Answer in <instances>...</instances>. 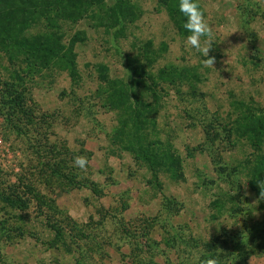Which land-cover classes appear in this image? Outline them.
Instances as JSON below:
<instances>
[{
    "label": "rangeland",
    "instance_id": "obj_1",
    "mask_svg": "<svg viewBox=\"0 0 264 264\" xmlns=\"http://www.w3.org/2000/svg\"><path fill=\"white\" fill-rule=\"evenodd\" d=\"M128 1L121 33L103 10L60 22L78 38L72 77L36 69L22 82L0 51V264H264V0H196L214 68L187 44L179 0ZM143 53L152 66L133 80ZM5 82L23 87L32 126L8 115ZM120 84L140 114L114 105ZM137 137L177 159V175L150 170L129 150Z\"/></svg>",
    "mask_w": 264,
    "mask_h": 264
},
{
    "label": "trees",
    "instance_id": "obj_2",
    "mask_svg": "<svg viewBox=\"0 0 264 264\" xmlns=\"http://www.w3.org/2000/svg\"><path fill=\"white\" fill-rule=\"evenodd\" d=\"M160 1L168 6V0ZM102 10L107 18L106 22H102V26L113 28V34L121 33L126 21H132L136 18L128 0H112L108 5H106L105 0H0V51L6 55L11 64L14 63L13 58H16L19 63H25L26 71L21 70L23 73L20 74L18 71L19 63H17L13 76L23 82L25 76H28L29 72H36V69L61 68L72 77L74 75L73 44L78 41V38L77 35L73 34L65 41L60 31V22L74 23L87 16H94V12L96 14ZM174 10L178 11L176 14L181 13L178 9ZM174 10L169 7L173 16H175ZM98 18L102 19L101 16ZM33 29L34 31H32ZM144 46L142 45V47ZM141 52L139 51L138 55ZM136 56L137 54L132 57L134 64L128 65L129 73L133 80L146 79L148 76L146 68L152 66V57L143 53L146 63L141 64L137 62ZM135 64L139 65L136 66ZM163 71L160 69L157 73L162 75ZM176 78L180 77L177 75ZM129 87L128 84H120L119 89L115 90L119 94L113 102L114 105L131 109L133 114L138 115L140 113L134 108L135 104L128 101V98L132 97ZM22 90L23 87L17 88L13 82H5L1 103L13 110L9 111L8 115L14 118H19L21 115L24 118V123L32 126L36 123L34 122V111L31 106H25L26 100ZM109 106L112 107L113 104ZM140 106L143 107L144 105L141 104ZM137 120L136 117L132 123H137ZM38 124L41 126L40 122ZM137 130L138 127H134V131ZM133 142L135 144L130 146H135V148L129 147V150L131 149L138 158L143 159L150 170L155 171L165 166L170 172L177 175L176 171L179 169L177 159L163 153L166 154L163 155L166 159L169 158L166 163L165 160L160 159V155H156L155 150H149L152 142H143L138 137L133 139ZM7 202L10 206L14 205L12 201ZM49 227L52 228L56 236H60L58 226L49 224Z\"/></svg>",
    "mask_w": 264,
    "mask_h": 264
},
{
    "label": "clouds",
    "instance_id": "obj_3",
    "mask_svg": "<svg viewBox=\"0 0 264 264\" xmlns=\"http://www.w3.org/2000/svg\"><path fill=\"white\" fill-rule=\"evenodd\" d=\"M179 11L186 17L183 27L186 32L189 33L186 37L187 44L191 49H194L196 53H200L206 57V59L202 61L203 67L214 68L215 59L209 56V52L215 41V33L206 19L204 11L196 0H179ZM73 163L75 167L85 171L88 160L84 156H76ZM260 197L264 198V190L260 192ZM203 264H218V261L206 259L203 261Z\"/></svg>",
    "mask_w": 264,
    "mask_h": 264
}]
</instances>
